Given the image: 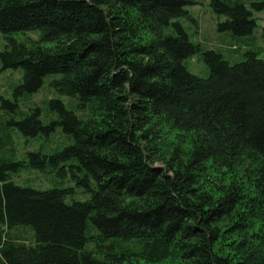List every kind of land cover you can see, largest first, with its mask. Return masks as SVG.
<instances>
[{
    "label": "trees",
    "instance_id": "1",
    "mask_svg": "<svg viewBox=\"0 0 264 264\" xmlns=\"http://www.w3.org/2000/svg\"><path fill=\"white\" fill-rule=\"evenodd\" d=\"M192 5L0 0L2 69H22L14 100L0 96V264H264V60L191 43L178 19ZM211 8L245 36L264 0ZM196 55L206 76L186 66ZM49 78L44 124L32 99ZM55 126L70 145L19 160L14 132ZM65 168L88 199L15 179Z\"/></svg>",
    "mask_w": 264,
    "mask_h": 264
},
{
    "label": "rangeland",
    "instance_id": "2",
    "mask_svg": "<svg viewBox=\"0 0 264 264\" xmlns=\"http://www.w3.org/2000/svg\"><path fill=\"white\" fill-rule=\"evenodd\" d=\"M244 1L249 3L258 0ZM186 10L187 16L178 19V21L186 30L190 42L198 45L201 50L219 51L224 58L231 63L242 60L245 51L261 50L257 56L264 60V11L254 12L257 27L252 34L235 36L229 31H218V24L224 22L226 17L218 15L213 11L211 8V0H194V5L188 6ZM170 32H172V29L166 31V33ZM34 34L38 35L39 33L37 31L18 32L13 33L10 37L16 41L23 42L28 38H36V35ZM7 43V40L4 39L0 33V52L5 50V45ZM234 50L236 52L232 53ZM186 66L191 73L197 76H206L208 73L206 65L199 60L198 55L187 60ZM21 79L22 69H2V61L0 58V96L14 100L13 91L15 87L19 85ZM51 79L52 78H49L44 81L43 86L39 92L34 95V99H32L34 104H37L41 109L44 124L56 120V115L49 112L48 109V101L51 98L59 97L54 90L47 86V82ZM20 98V96L17 97V99ZM62 100L65 101L64 99ZM24 105H21L23 109L26 108V104ZM13 134H15V152L18 155L19 160H25L27 158V153L42 152L45 154H51L53 151L60 150L72 143L71 138L64 135L60 126H55L53 132L49 131L47 135L40 133L34 138L22 137L18 132H14ZM47 169L50 170L49 168ZM15 179L19 184L28 183L31 185L28 187H34L36 189H46L52 186L63 185L65 187H71L74 192L71 196H73L76 201H83L89 197L88 193H82V186L76 185V179L72 178V173L67 168L64 169L62 174L58 169L54 170L53 173L47 170H26L22 171Z\"/></svg>",
    "mask_w": 264,
    "mask_h": 264
}]
</instances>
